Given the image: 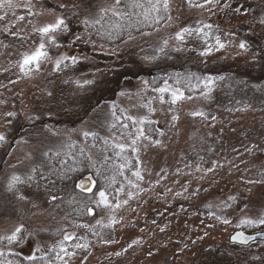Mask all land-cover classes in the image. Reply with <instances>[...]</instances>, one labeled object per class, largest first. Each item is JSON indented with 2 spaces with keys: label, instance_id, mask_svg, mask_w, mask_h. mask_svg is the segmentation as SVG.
Returning <instances> with one entry per match:
<instances>
[{
  "label": "rangeland",
  "instance_id": "obj_1",
  "mask_svg": "<svg viewBox=\"0 0 264 264\" xmlns=\"http://www.w3.org/2000/svg\"><path fill=\"white\" fill-rule=\"evenodd\" d=\"M194 2L203 3V0ZM114 3L115 0H13V7L0 8V16H4L0 20V134L5 137L0 142V236L10 234L20 224L25 229L24 239L18 244L0 241V251L5 253L3 259L13 264H28L24 257L37 245L42 252H47L67 233L82 238L65 242V247L75 253L64 258L67 264H224L226 259H230L227 264H250V261L257 264L256 260L261 259L255 255L264 251V241L253 242L246 246L250 247L246 252H241L232 247L241 245L229 242L228 238L239 228L237 225L242 219L263 216L264 84L241 83L235 74L222 77L223 72L216 69L208 72L211 76L205 74V78H213L208 98L202 94L207 91L205 88L184 91L167 83L183 91L186 99L170 104L171 96L165 93V103H161L159 93L153 89L165 85L157 84L155 79L158 65L165 63L194 61L218 65L224 62L249 68L257 64L258 42L246 44L245 49L239 45L245 43L246 30H251L248 35H264V23H261L264 0H220V4L204 8L192 7L188 0H170L171 19L157 28L111 47L84 36L90 48L86 50L82 40L76 39L86 35L77 22L83 15L92 17L97 8ZM225 3L230 7L225 8ZM21 16L23 20L19 19ZM58 17L65 18L69 27L67 33L57 34L60 47L48 45L51 58L41 63L39 71L34 69L24 75L18 64L24 53L38 47L40 34L36 29L54 23ZM204 25H211V29H204L210 33L207 38L193 34L183 43L175 39L176 32L184 27ZM216 36L225 45L223 48L216 45ZM209 47L211 51L202 55ZM61 55L76 56L78 63H65L67 67L62 65L57 70L55 60ZM136 60L143 63L144 72L153 77L152 80L123 81L114 101L104 98L98 110L86 116L76 128L51 124L36 131H32L36 127L21 128L31 111L42 109L47 114L55 113L57 100L62 104L60 111H71L65 98L70 94L78 101L84 94L89 95L92 84L85 81H94L95 77L102 79L110 73L111 66H131ZM110 87L115 88L113 84ZM55 95L60 99H54ZM189 96L191 99H187ZM149 102L153 112L143 106ZM113 105L122 108L128 116L154 121L151 124L154 133L152 131L150 141L139 142L140 151L133 152L136 165L130 171L124 168L116 190L108 194L112 203L119 201L121 206L89 207L92 215L85 210L80 213L82 217L76 218L66 212V208L58 207L60 200L32 187L25 177L26 170L35 153L47 154L46 147L57 148L69 137L83 136L93 124L104 127L107 135L114 133L110 138L115 144H130L121 131L116 134L111 130ZM196 110L205 112L207 118L193 117L190 113ZM173 116L178 119L173 120ZM131 123H127L129 128ZM122 130L123 133L128 131ZM155 140L161 143L154 144ZM82 145L92 156V144L85 140ZM137 170L143 180L133 175ZM13 175L21 176L26 183L18 185L15 191H8ZM30 182L40 184L38 179ZM99 190L95 189L85 198L97 200L95 193ZM20 195L26 199H19ZM124 200L128 203L123 204ZM79 201L74 200V204ZM112 216L119 222L104 227ZM225 219L230 223L225 224ZM243 227L253 230L262 229L264 225ZM106 240L111 242L105 243ZM85 241L89 245L87 249L73 247ZM10 252L14 254L9 255Z\"/></svg>",
  "mask_w": 264,
  "mask_h": 264
},
{
  "label": "trees",
  "instance_id": "obj_2",
  "mask_svg": "<svg viewBox=\"0 0 264 264\" xmlns=\"http://www.w3.org/2000/svg\"><path fill=\"white\" fill-rule=\"evenodd\" d=\"M141 2H143V0H141ZM120 7L123 8V4ZM124 10L132 12L140 11V9ZM98 11L99 8L96 9V11L94 12L95 14L92 17L83 15L81 21L79 20L77 22V25L79 26L81 31L86 34L79 35V37L80 40H82L83 46L86 47V50L88 51H90V48L88 47V42H86V38H84V36L89 37L91 40L99 44H105L108 47L122 45L130 38L129 33H131L132 37L140 33L153 30L162 25V23H164L167 19L165 18L156 25H135L130 29L126 28L118 36L116 34H113V37L110 39L107 36H102L97 33V28H99V25H96L95 28H90L86 27L83 23L86 18H94ZM133 20H135V17H133ZM245 32H247V35H243L245 44L250 45V43L255 40L258 42H255V44L257 43L256 45L258 46L259 55L257 56V59H259V61L252 67L249 68L246 65H244L243 67H237L235 66V64H228L224 62H220L218 65H216L217 63L204 65L203 63L194 61L186 63L179 62L177 64H173L172 62H170L158 65L157 76L155 77L157 84H163L167 82L171 85L181 87L184 91L200 90V88H204L203 82L205 80V74L210 75L208 72L212 73L217 71L216 69H219L221 73L223 72L221 74L222 77H227L229 76V74H235L236 77L239 78L241 83H247L256 86L263 85L264 35H248L250 34L251 30H246ZM65 63L72 65V62L70 63L69 61ZM115 67L113 66L112 68L111 66L110 73L108 75L102 76V79H100L99 77H95L93 83H91L92 89L90 90L89 95L84 94L82 98H79L78 101H76L73 100L74 97L69 94L65 99L71 111L66 113L60 111L62 110V104H60V100H57L58 102L55 103V107L58 110L55 113L51 111L50 114H47L42 109L35 113L31 111V113L28 114L27 118L23 120L24 123L21 124V128L32 129L36 127L32 130L36 131V129L38 130L39 128L46 129L47 126L51 124L55 126L67 125L68 127L74 129L78 125H81V123H83L86 116L90 115L91 113H95L98 110L99 103L104 98H109L111 101H114L116 92L121 89V84H123V81L142 78L150 82L153 78L150 77L148 73L144 72L145 66L143 65V63L137 60L131 66L125 65L122 68L118 66ZM104 84L105 86H103ZM111 84H113L115 88L111 89ZM54 99H60V97L55 95ZM72 106H75L76 109H72ZM121 110L123 109L116 107V114L120 117V121L123 123H131V121L124 119V117L128 116V114L125 111ZM62 117L65 118V120L61 119ZM114 122L115 121L113 120V123ZM119 125L120 122H117V127L111 128L112 132L115 131L116 134H118V132L121 131V134H125L127 136V133H123V128ZM146 127L152 129V125H146ZM20 129H18L17 131V136ZM124 130H128L127 132H129L133 131L134 129L130 126L129 129ZM87 132L96 133V136H89L86 138L84 137V135L82 136L81 134H78L77 136L69 137L65 143L60 144L57 148H52L50 146L46 147L47 154L39 152L35 153L31 161L32 165L30 164V166L27 167V173L25 174L26 178L29 175H33V180L38 179V181H40V184L35 185L27 180L29 184L32 185V187L41 189V191L47 196H55V200H60V203L58 202V207H60L61 209L62 207L66 208V212H69L72 216H76V218L82 217L80 213L87 210L89 207H92L93 209L96 208V204L94 203L93 199L92 201H89L85 198L88 194L93 193L95 189L97 190L99 188L101 190H105L108 194L114 193L120 180L119 177L121 169L119 166L122 163H125L122 156L117 155L120 150L113 147L115 143L111 140L110 137H112V134L114 133L107 135V130L104 127L96 126L94 124L92 126L90 125V129H88ZM151 135L152 132L150 133V136ZM85 140H88L93 146L91 152L93 154L92 156L88 154L86 147L82 145ZM105 141H107L108 143L106 144ZM122 155L127 156L128 160L131 162L127 167H125V170L130 171V169L136 165V158L134 156V153L131 151V148H129ZM105 157H107V160L105 159ZM34 168L37 170L36 173L32 172V169ZM98 170L99 174H97ZM87 175L91 176L95 181V189L93 190V192L83 191L76 185L77 181L80 178ZM113 177L115 178L114 183L112 182ZM82 196L84 197V199L82 198ZM74 200H80L79 204H74ZM71 202L72 206L71 208H69ZM84 219L89 221L88 217H85ZM232 247L238 248L241 252H246L247 249L250 248L246 246L234 245ZM257 254L255 256L261 259H258L259 261L256 260L257 264H264V251H258ZM223 255L225 256L226 253H224ZM229 261L230 259H226L225 261H223V263L227 264ZM242 264L246 263L242 262ZM250 264H253L252 261H250Z\"/></svg>",
  "mask_w": 264,
  "mask_h": 264
},
{
  "label": "snow or ice",
  "instance_id": "obj_3",
  "mask_svg": "<svg viewBox=\"0 0 264 264\" xmlns=\"http://www.w3.org/2000/svg\"><path fill=\"white\" fill-rule=\"evenodd\" d=\"M188 3L192 7H198V8H204L206 5H218L220 4V0H203V3H195L194 0H188ZM123 4V8L120 6ZM5 5L7 7L11 8L13 7V0H0V8H3ZM61 7H64V5H61ZM73 8L76 7V5L72 6ZM225 8L230 7V4L225 3ZM124 9H140L138 12H132V11H125ZM170 9V0H115V3L108 7H101L99 8L98 13L96 16L92 19H85L83 23L86 27L95 28L96 25H99V28H97V33L102 36H107L108 38H112L113 34H116L117 36L121 34L123 30L126 28L130 29L134 27L135 25H156L159 24L162 20L167 18L168 20L171 19V16L169 14ZM209 11H211V8H209ZM237 12L240 11L239 8L236 9ZM133 17H135V20H133ZM115 18V19H113ZM4 16H0V20H3ZM20 20H23L24 17H19ZM126 22V23H125ZM261 23H264V21H261ZM211 29V25H204L203 27H184L180 31L176 32L175 39L183 43L185 41V38L187 36H192L193 34L196 35H202L204 38H207L209 36V32H206L204 29ZM36 31L40 34V43L38 47L31 53H24L22 56L21 61L18 64V67L24 75H28L31 73L34 69L36 71H39L41 63L49 60L51 57L49 56L48 52V45H52L54 47L59 48L60 44L57 40V34L58 33H67L69 31L68 23L66 22L65 18L58 17L54 23L46 24L42 27H39L36 29ZM129 37L131 38V33H129ZM77 40L80 39L79 36L76 37ZM216 45L218 48H223L225 45L221 42L220 37H215ZM168 41H164V45L167 46ZM241 49H245L247 46L245 43H241L239 45ZM163 51V48L160 49ZM179 50V49H177ZM211 51V48L209 47L205 52L201 53L202 55L208 54ZM70 60L73 65L78 63V59L76 56H68V55H61L58 59L55 60V68L59 70L61 66L67 67L65 64V61ZM199 79V78H198ZM85 84H91L93 81H85ZM179 83V82H178ZM213 83V78L208 77L205 78L204 82V88L207 89V91L203 92L202 94L205 96V98H208L209 93L211 92L210 85ZM155 92L159 93V100L161 103H165V93L170 94L171 99L169 101L170 104H176L179 101H182L186 99L184 92L181 91L179 88H171L167 82H165V85L160 88L153 89ZM187 99H191V97H187ZM144 107L148 108L149 112H153L154 109L151 106V102H149L146 105H143ZM124 111V110H121ZM193 117H202L207 118V115L205 112L201 110H196L190 113ZM9 116L15 115L14 113H7ZM112 116L114 118V123L111 125V127L115 128L117 127V122L120 121V117L116 114V106L113 105L112 110ZM125 120L132 122V127L135 129L134 131L127 132V136L130 140V144H114V148H118L120 151L117 153V155H121L124 159L125 163L121 164L119 167L121 169V173L123 174V169L127 167L131 162L128 160L127 156H123L122 154L125 153L129 148H131V151L134 153H138L140 151L139 142L143 140H151L150 133L153 131V129L146 127V125H151L155 123L154 121L149 120L147 117H140L139 119L132 117V116H125ZM177 116H173V120H177ZM214 119V118H213ZM124 129H128L129 125L127 123H122L120 125ZM158 131V130H155ZM84 137L89 136H96V133L87 132L85 131L83 133ZM160 135H163L161 132ZM5 137L4 135L0 134V142L4 141ZM107 144L108 142L105 141ZM154 144H160L161 142L159 140L153 141ZM107 160V157H105ZM36 169H32L33 173H36ZM99 174V170L97 172ZM133 175L136 177L137 180H143V176L141 175V172L139 170L135 171ZM34 179L33 175H29L27 177L28 181H31ZM88 181L90 182V186L85 187V182L82 181L78 187H80L82 190L93 192V187L95 186V182L91 180V177L88 178ZM112 182H115V178L113 177ZM26 181L22 179L19 175H13L7 185L8 191H15L17 190L18 185L25 184ZM130 184H132V181H129ZM133 187H138L137 184H133ZM123 189L121 188V191ZM95 195L98 196V199L94 201L96 204V207H103V208H119L121 206V202L112 203L109 200L108 193L105 190H99L95 193ZM129 197L131 198L132 193H128ZM19 199H26L25 196L20 195ZM52 199H56L55 196L52 197ZM123 204H127L128 201L124 200L122 202ZM88 214L92 215L93 210L91 208L87 209ZM119 221L114 217H110L109 223L107 225H103L104 227H111L112 225L118 223ZM225 224L230 223L228 220L223 221ZM100 221H97V224H100ZM259 225H264V216H260L258 219H251V218H245L242 219L237 227H243V226H249V227H255ZM82 227H89L88 225H82ZM163 231V229H161ZM95 234V233H93ZM25 235V229L22 224L16 226L13 231H11L10 234H6L3 236H0V241H7L9 245L18 244L23 241ZM81 237H76L75 235H69L65 234L63 237V240L60 241L57 245L53 246V248H50L47 250V252H42V249L39 245H37L34 249V251L28 255L25 256L24 259L28 261V264H57V262H61V264H67V261L64 259L66 256L71 257L75 255L74 252H70L67 247H65L66 241H72V240H80ZM233 241H238L241 244H247L250 237L245 236L242 232L237 233L236 235L232 236L231 238ZM111 241H105V243H109ZM133 243H139V241H133ZM73 247L76 249H87L89 247L87 241L84 243H75L73 244ZM131 247V245H129ZM37 253H41V255H37ZM51 253H54V256L51 255ZM14 253H9V255H13ZM116 255H120V253H116ZM5 257V253L3 251H0V264H13L11 260H5L3 259Z\"/></svg>",
  "mask_w": 264,
  "mask_h": 264
},
{
  "label": "water",
  "instance_id": "obj_4",
  "mask_svg": "<svg viewBox=\"0 0 264 264\" xmlns=\"http://www.w3.org/2000/svg\"><path fill=\"white\" fill-rule=\"evenodd\" d=\"M90 176H84L81 179L78 180L77 185H79L82 181L85 182V187L90 186V182L88 181V178ZM93 181V179L91 178ZM80 188V187H79ZM81 189V188H80ZM82 190V189H81ZM85 191V190H84ZM242 232L245 236L250 237L247 244H241L238 241H233L231 238L232 236L236 235L237 233ZM229 242L234 244H239L243 246L250 245L251 243L255 241L264 240V229H258V230H247L244 227L235 228L230 234H229Z\"/></svg>",
  "mask_w": 264,
  "mask_h": 264
}]
</instances>
